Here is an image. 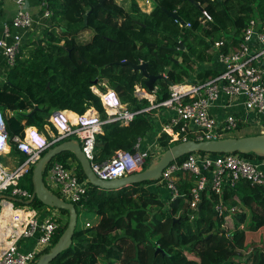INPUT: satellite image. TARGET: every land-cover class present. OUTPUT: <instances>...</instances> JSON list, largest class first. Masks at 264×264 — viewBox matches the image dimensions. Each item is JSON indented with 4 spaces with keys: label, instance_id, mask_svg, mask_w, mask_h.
I'll list each match as a JSON object with an SVG mask.
<instances>
[{
    "label": "trees",
    "instance_id": "16d2710c",
    "mask_svg": "<svg viewBox=\"0 0 264 264\" xmlns=\"http://www.w3.org/2000/svg\"><path fill=\"white\" fill-rule=\"evenodd\" d=\"M193 1L213 17L207 26L200 22L202 10L190 0H152L154 10L150 14L143 13L136 0H132L129 12L115 0H63L59 6L54 0V19L61 17L65 31L60 30L57 35L53 28L46 29L40 40L33 41V48L32 44L27 46L30 56L21 52L16 65L10 68L7 82L0 85V111L6 117L10 138L24 137L29 127H36L50 138L46 126L55 131L49 119L57 110L84 114L94 107L105 120L101 100L91 90L96 82L99 85L107 81L129 110H143L150 102L139 100L134 90L136 85L147 89L146 78L131 64L147 63L150 75H164L174 84L181 83L193 71L191 56L204 61V53L223 38L232 39L231 46H239V37L250 19L257 16L264 21V0ZM170 13H176L180 21L190 23L191 27L180 25ZM86 30L93 31L92 40L78 42L81 32ZM62 41L64 44L60 45ZM222 52H229L227 44ZM208 75L211 73L199 77L205 79ZM168 81L155 83L158 102L170 96ZM150 129L146 113L138 114L129 126L106 124L104 133L97 136V160L107 161L120 150L134 152ZM169 141L170 136L163 134L159 144L167 150L176 144ZM12 152L17 153L15 146ZM239 155L254 162L264 161L254 153ZM187 156L177 162L183 163ZM56 161L74 168L81 180H87L71 152L62 153L51 164ZM32 174L33 169L20 181V186L30 192L34 188ZM180 178V195L168 203L143 188L157 181L119 190H102L89 183L87 197L76 208L79 215L80 209L101 220L96 226L77 228L71 247L51 264H100L101 257L106 264H264V244H260L264 235V186L240 182L235 187L225 186L221 196L208 189L197 209L192 210L190 192L194 178L188 173H181ZM220 201L228 209L239 207L240 211L230 214L226 210L220 216L216 210ZM32 206L57 210L37 199ZM58 211L69 216L68 211ZM5 213L0 216L4 223L14 212L8 209ZM228 215L234 221L225 230ZM59 222L53 246L67 228L68 219L64 224L63 218ZM258 237V242L253 240Z\"/></svg>",
    "mask_w": 264,
    "mask_h": 264
},
{
    "label": "built area",
    "instance_id": "2783aa9c",
    "mask_svg": "<svg viewBox=\"0 0 264 264\" xmlns=\"http://www.w3.org/2000/svg\"><path fill=\"white\" fill-rule=\"evenodd\" d=\"M146 2L149 3V0ZM18 3L19 11L12 26L15 29L29 30L34 22L33 16L25 10L23 0H19ZM46 16L48 17L49 13ZM212 21L213 17L203 8L201 24L207 26ZM176 22L182 25L179 19H176ZM185 26L189 28L191 24L187 23ZM10 38H12L10 29L5 28V37L0 38V53L11 68L16 65L17 58L21 54L23 37L18 36L12 42ZM253 38L258 42L257 49L251 47ZM224 45V41H218L213 47L218 50L219 61L222 64L219 74L197 83H173L169 88V98L155 102L149 109L132 112L114 89L105 86V90H102L99 86L93 85L91 90L100 98L107 118L103 120L94 107L87 109L84 114L57 110L49 119L55 129L50 138L35 127L27 128L24 137L10 138L6 117L0 111V154L5 153L7 148L11 151L15 146L18 152L26 155L25 160L13 170L0 164V216H5V211L8 209L14 212L8 216L6 226L0 225L2 231L6 228V238L4 232L0 236V264H35L40 255L53 247L54 238L61 226L60 217L50 214L40 218L33 210L17 212L13 210L14 204L4 196L9 193L12 197L29 202L33 200V192L22 188L20 181L53 146L68 139H76L90 161L95 175L105 181L117 180L142 172L150 157L156 153L152 154V150H141L138 141L134 152L118 151L110 160L98 161L97 136L103 134L106 124L120 123L121 126H127L138 114L163 107L174 113L163 128V132L170 136V144H173L187 140L198 142L219 140L228 137L229 133L233 129H238L241 123L246 124L245 118L243 116L238 118L237 113L227 116L221 122L211 114L212 107L223 98L226 99L228 108L243 105L246 112L264 115V21L251 19L240 36L239 47L234 51L222 52L221 48ZM143 90L145 89L142 86L136 85L135 96L146 97ZM241 98H244L242 104H240ZM49 166L44 178L45 184L48 187L47 183H49L59 193L48 187L49 190L64 201L75 205L87 197L89 182L81 180L74 168H68L60 162H54ZM181 173H188L194 178L190 192L192 210L197 209L205 190L209 189L221 196L225 186L235 187L240 182L264 186V161L254 162L235 153L217 156L192 153L183 163L175 161L162 173L159 183L164 184L171 192V201L180 195L177 181ZM216 210L220 216L226 210L230 214L240 211L239 207L228 209L222 201L216 206ZM225 220L227 224L231 220V215L225 216ZM92 226L89 222L85 225L86 228ZM31 238H36L33 249L22 251L20 243Z\"/></svg>",
    "mask_w": 264,
    "mask_h": 264
},
{
    "label": "crops",
    "instance_id": "0c3cea01",
    "mask_svg": "<svg viewBox=\"0 0 264 264\" xmlns=\"http://www.w3.org/2000/svg\"><path fill=\"white\" fill-rule=\"evenodd\" d=\"M18 1L19 0H0V38L5 37V28H9L11 31L12 38L9 39L10 42H12L13 39H15L16 37L22 35L23 38H22V50H21V52H23L25 57H28V55H25L24 52L26 51L27 54L29 52V56H30V50L31 49L27 48V46H30L32 44L30 47L33 48V41L40 40L43 36L44 31L48 28L49 29L53 28L55 33L57 35H59L60 30L65 31V22L61 19V17L54 19V17H55L54 16V11H55L54 8H56V6L53 8V5H52V2L54 0L53 1L52 0H23L25 2L24 8H25V10L29 11L32 14L34 22H33L32 27L29 30L15 29L12 26V22L16 16V14L19 11ZM146 1L147 0H136L140 10L143 13L150 14L154 10V3L152 2V0H149V3H147ZM55 2H57V6H59V4H61V2H63V0H55ZM115 2L118 5L124 7V9L126 11H128V12L131 11L132 0H115ZM47 13H49L48 17L46 16ZM254 18L262 20L261 18H259L257 16L252 17L251 19H254ZM93 35H94V33L92 30L82 31L80 36L78 37L77 41L81 42L80 39L84 38L87 42H90L93 38ZM239 39H240V37H239ZM219 41H224L225 44H227L229 46V52L234 51L237 47H239V46H236V47L231 46L232 39H229V38L228 39L223 38L222 40H219ZM87 42H85V43H87ZM63 44H64V41H62L60 45H63ZM224 46L221 48V50L224 48ZM251 47H252V49L258 48V42L255 38H253L251 41ZM25 49H27V50H25ZM204 55H205L204 61H199L196 57L191 56V60L193 62L192 63L193 71L191 72L190 76L185 78L182 82L197 83V82L205 81V80H208L210 78L215 77L222 70V64L220 63L219 57H218V50H216L215 48L212 47L211 49L207 50L204 53ZM181 60L182 59L179 58V62ZM9 72H10V67L8 66L7 61H6L5 57L3 56V54L0 53V85L7 82ZM207 72L211 73L210 76L208 75V78L201 79L199 77L201 74L204 75ZM94 85L99 86V87L104 86V88H105V86H107V87L111 88L110 86H108L107 81H102L99 85L97 83H95ZM142 92L146 93V97H144V98H138L137 97V98L139 100L147 99L150 102V106L145 108V109L152 108V106L155 104V102H158L157 101V95H156V88H155V91H149L148 89H145ZM134 95H135V93H134ZM240 101H241L240 104H242V102L244 101V98H241ZM127 108H128V105H127ZM66 111H68L69 113H72V114H76L75 112L70 111V110H66ZM144 113L148 114V116H149V119L151 121V129L149 130V132L147 133V135L143 139L139 140L140 141V149L141 150H152V154L156 153L155 155H153V157L151 159V161H152L157 155H159L165 151L164 148L160 146L159 140L163 136V134H166L163 132V128L166 124L169 123V119L174 115V113L171 110L163 108V107L153 108V109H151L147 112H144ZM236 113L238 114V116H237L238 118H242V116L245 118V120L247 122L245 125H250L252 127L261 128V131L258 134L264 133V115H256L254 112H246L243 105H238L235 108H228V107H226V99L223 98L221 101L217 102L211 109V114L213 116H215L220 122L225 120L227 118V116H229L231 114H236ZM7 115L11 116L13 114L8 113ZM129 125H127V126H129ZM49 128H50L49 126H46V130L49 132H52V131H50ZM24 135H25V131H24ZM68 140H72V139H68ZM68 140H65V141H68ZM65 141H63V142H65ZM178 143H180V142H178ZM173 144H175V143H173ZM8 151H6L3 154H0V164L5 166L7 169L13 170L14 168H16L19 164H21L25 160L26 155L23 153H20L18 151H17V153H13L12 150L9 152ZM120 151H122V150H120ZM45 177L46 176H44V178ZM180 179L181 178L178 179L177 185H178ZM157 182L158 183L143 185V188L154 193L157 196V198L162 200L164 203H168L169 199L171 197V192L164 186V184L159 183L160 181H157ZM193 184H194V182H193ZM4 196L7 197L14 204L13 210H27V211L33 210L38 214V216L40 218H44L46 215L54 214V211H53L54 209H46V208L43 209L42 207H40L39 209H37V208L34 209V207L32 206V203L31 204L28 203L29 201L23 200V199L18 198V197H12L9 195V193L5 194ZM13 199H15V200H13ZM15 203L16 204L19 203L18 207L15 206ZM55 212H56L55 214L58 213L59 216H63L64 218L67 217L66 221L69 218V216H65V215L61 214V212H59L58 210H55ZM91 215L93 216V218L91 220H87L86 224L89 222L92 225L96 226L99 223V221L101 220V218L94 213H91ZM0 225L6 226V224L4 222H1V221H0ZM3 232L6 234V228L3 231L0 229V233H3ZM35 243H36V238H31V239L22 241L19 246H20L22 251L27 252V251L33 249ZM99 263L100 264H106L107 261L101 257V258H99Z\"/></svg>",
    "mask_w": 264,
    "mask_h": 264
},
{
    "label": "water",
    "instance_id": "95a60500",
    "mask_svg": "<svg viewBox=\"0 0 264 264\" xmlns=\"http://www.w3.org/2000/svg\"><path fill=\"white\" fill-rule=\"evenodd\" d=\"M104 1V0H103ZM192 1L201 10L203 9L199 3ZM170 16L180 20L176 13H170ZM88 15L85 16V22L87 24ZM182 25L186 23L182 21ZM133 70H139L146 78L145 86L149 91H155V83L158 80H167L164 75H150L147 71V63H141L140 65H130ZM97 83V82H96ZM169 85L173 82L168 81ZM65 152H71L77 161L80 163L84 175L88 182L96 188L102 190H119L131 185L159 181L162 177L164 169H166L171 163L178 159L187 156L192 153H208V154H251L254 153L257 156L264 158V133L245 136V137H225L219 140L211 141H194L187 140L177 143L163 153L157 155L149 167L142 172L131 174L125 178L105 181L98 178L92 170L90 161L83 153L80 143L75 140H68L62 142L51 149H49L41 159L36 163L33 168L32 181H33V200L28 202L33 203L35 199L39 200L45 206L55 208L57 210L68 211V225L58 242L50 249L49 252L40 256L35 264H51L62 252L66 251L73 244V238L78 226L79 214L76 205L68 203L61 199L57 194L53 193L45 184L44 172L50 163L59 155ZM15 200V199H13Z\"/></svg>",
    "mask_w": 264,
    "mask_h": 264
},
{
    "label": "rangeland",
    "instance_id": "374dc122",
    "mask_svg": "<svg viewBox=\"0 0 264 264\" xmlns=\"http://www.w3.org/2000/svg\"><path fill=\"white\" fill-rule=\"evenodd\" d=\"M37 39V38H36ZM81 40V42H87L84 38H82V39H80ZM25 50H27V49H25ZM30 50V49H29ZM25 53V55H28L29 56V52H28V54H27V52L25 51L24 52ZM242 126H241V129L240 130H238V129H233V131L231 132V133H229V135L228 136H231V137H245V136H252V135H257L260 131H261V128H257V127H252V126H250V125H245L244 123H242L241 124ZM50 129V128H49ZM51 131V130H50ZM51 133L52 132H49L48 131V134L49 135H51ZM8 150V149H7ZM47 185H48V187L51 189V190H53V191H55L52 187H51V185L49 184V183H47ZM55 193H59L58 191H55ZM63 197V196H62ZM15 206L16 207H18V205L15 203ZM43 208V207H42ZM39 209V208H38ZM44 209V208H43ZM155 210H157V209H155ZM54 211V214L56 213L55 212V210H53ZM79 213H80V215H79V218H78V226H77V228L78 229H84L85 228V224H86V221L87 220H91L92 218H93V216L91 215V213L90 212H83L82 210H80L79 209ZM54 216H56L57 218L58 217H60V219H62L63 218V224L66 222V218L67 217H63V216H59L58 215V213L57 214H55ZM65 216H67V215H65ZM65 219V220H64ZM233 221L234 220H232V218H231V220H229L228 221V223L227 224H225V230H228V228H229V226L233 223ZM261 240H263V241H260V244H264V235H262L261 237ZM259 237L258 238H254L253 240L254 241H259V239H260ZM49 249H51V248H49ZM41 256V255H40ZM40 256L38 257V259L40 258ZM37 259V260H38Z\"/></svg>",
    "mask_w": 264,
    "mask_h": 264
},
{
    "label": "bare ground",
    "instance_id": "6f19581e",
    "mask_svg": "<svg viewBox=\"0 0 264 264\" xmlns=\"http://www.w3.org/2000/svg\"><path fill=\"white\" fill-rule=\"evenodd\" d=\"M148 96V95H147ZM8 151V150H7ZM5 234V233H4ZM2 235V233H0V236ZM5 238H6V234H5Z\"/></svg>",
    "mask_w": 264,
    "mask_h": 264
}]
</instances>
